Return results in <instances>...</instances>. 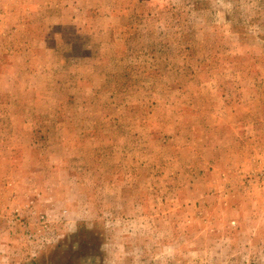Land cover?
Here are the masks:
<instances>
[{"label": "rangeland", "instance_id": "374dc122", "mask_svg": "<svg viewBox=\"0 0 264 264\" xmlns=\"http://www.w3.org/2000/svg\"><path fill=\"white\" fill-rule=\"evenodd\" d=\"M0 264H264V0H0Z\"/></svg>", "mask_w": 264, "mask_h": 264}]
</instances>
